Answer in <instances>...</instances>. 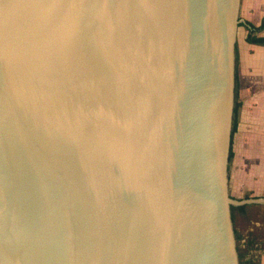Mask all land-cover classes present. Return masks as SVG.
Instances as JSON below:
<instances>
[{"label":"water","instance_id":"obj_1","mask_svg":"<svg viewBox=\"0 0 264 264\" xmlns=\"http://www.w3.org/2000/svg\"><path fill=\"white\" fill-rule=\"evenodd\" d=\"M241 3L0 0V264H242Z\"/></svg>","mask_w":264,"mask_h":264},{"label":"crops","instance_id":"obj_2","mask_svg":"<svg viewBox=\"0 0 264 264\" xmlns=\"http://www.w3.org/2000/svg\"><path fill=\"white\" fill-rule=\"evenodd\" d=\"M240 16L244 30L236 46L240 104L231 141L229 189L236 200L261 199L264 198V45L250 43L246 37L249 23L259 26L264 22V0H242ZM258 34L264 36V29ZM246 205V211L237 214L239 226L236 225L244 260L264 264V202Z\"/></svg>","mask_w":264,"mask_h":264},{"label":"trees","instance_id":"obj_3","mask_svg":"<svg viewBox=\"0 0 264 264\" xmlns=\"http://www.w3.org/2000/svg\"><path fill=\"white\" fill-rule=\"evenodd\" d=\"M241 25H243L242 22H241ZM248 26L249 27H248V34H247L246 40L250 43L264 45V36L258 34V32H260L262 29H264V22L259 26H256L253 23H249ZM236 62L238 63V57L236 58ZM239 104L240 103L238 102V77H237V73H236V102H235L234 121H233V133L236 130V126H237V117L236 116H237ZM231 156H232V151H230V158H231ZM246 208H247L246 204L233 206L232 207L233 216H234V213L236 211H238L240 213H244L246 211ZM237 238L239 240L241 238V236L238 233H237ZM251 242H249V244H251ZM238 249H239V256H240L242 264H257L252 259L244 260V256H245L244 252L240 251V247H238Z\"/></svg>","mask_w":264,"mask_h":264},{"label":"rangeland","instance_id":"obj_4","mask_svg":"<svg viewBox=\"0 0 264 264\" xmlns=\"http://www.w3.org/2000/svg\"><path fill=\"white\" fill-rule=\"evenodd\" d=\"M240 18H241V16H240ZM242 22V21H241ZM243 32H244V30H243V25H241L240 26V28H239V34H238V43H239V41H241L242 40V38H243ZM230 195H231V193H230ZM232 212H233V210H232ZM238 213H240V212H238V211H236L235 213H234V216H233V220H234V226H235V230H236V225L238 224V226H239V223H238V218H237V214ZM237 233H238V231H236V237H237ZM239 234V233H238ZM237 245H238V247H240V251H243V247H242V242H241V238H240V240L237 238ZM239 250V249H238ZM241 260V259H240Z\"/></svg>","mask_w":264,"mask_h":264}]
</instances>
